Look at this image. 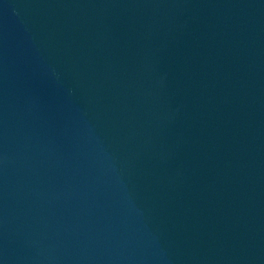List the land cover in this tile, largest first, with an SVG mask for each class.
Listing matches in <instances>:
<instances>
[{
    "label": "water",
    "instance_id": "1",
    "mask_svg": "<svg viewBox=\"0 0 264 264\" xmlns=\"http://www.w3.org/2000/svg\"><path fill=\"white\" fill-rule=\"evenodd\" d=\"M0 264H264V0H0Z\"/></svg>",
    "mask_w": 264,
    "mask_h": 264
}]
</instances>
